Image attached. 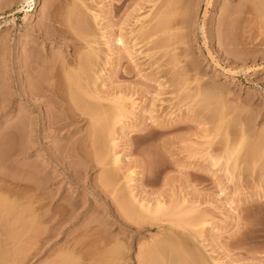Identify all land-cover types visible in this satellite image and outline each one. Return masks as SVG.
<instances>
[{"label":"rangeland","instance_id":"obj_1","mask_svg":"<svg viewBox=\"0 0 264 264\" xmlns=\"http://www.w3.org/2000/svg\"><path fill=\"white\" fill-rule=\"evenodd\" d=\"M169 1L0 0V172L43 168L26 198L0 182V215L21 195L0 216V264H59L72 246L79 264H175L182 251L186 264H264V17L237 15L245 0ZM64 70L92 91L67 88Z\"/></svg>","mask_w":264,"mask_h":264},{"label":"bare ground","instance_id":"obj_2","mask_svg":"<svg viewBox=\"0 0 264 264\" xmlns=\"http://www.w3.org/2000/svg\"><path fill=\"white\" fill-rule=\"evenodd\" d=\"M121 1H122V0H121ZM171 1L174 2V3H176V2L178 3V0H176V2L173 1V0H170L169 3H170ZM241 1H242V0H241ZM262 1H263V2H262ZM172 2H171V4H169V3H168V4H169L170 6H172ZM243 2H244V1H242V4H241V5H244V4L246 5V3H247V5H246L247 7H245V6L243 7V6H241V7H243V11H241L242 9H241V7H240L241 10H240V11L237 10V12H238L237 15L239 14V12H241V14H242V13L244 12V9L246 8L245 11H247L248 13H249V12H252L253 15L256 14L257 17H258V16H262V17H264V9H263L264 7L261 9V7L264 6V5H262V4L264 3V0H260V6H261L260 9H261V10H259V9L257 8L258 6L254 5V2H255V4H258V3H256V0H245L246 3H244V4H243ZM261 2H262V4H261ZM121 3H122V2H120V5H121ZM123 3H124V1H123ZM177 3H176V4H177ZM176 4H173V6H175ZM166 6H167V5H166ZM254 6H256V8H255ZM257 9H258L259 11H262V12H260L259 14H257V13H258V12H257ZM248 13L245 12V16H246ZM250 14H251V13H250ZM164 15H165V14H164ZM164 15H163V17H161V19H160V20H161L160 22L163 23V24H162L163 26L165 25V23H164L163 21L166 20V22H167V18H168L167 16H166L167 18H164V17H165ZM239 16H240V14H239ZM239 16H238V18H239ZM242 16H243V14H242ZM242 16H241V17H242ZM257 17H255V18L257 19ZM163 18H164V19H163ZM239 19H240V18H239ZM241 19H242V18H241ZM244 19H245V18H244ZM259 19H260V17L258 18V20H259ZM261 20H262V18H261ZM117 39H118V41L116 40L117 42H120V41H121V37H120V39H119V38H117ZM91 51L93 52V50H91ZM89 52H90V50H89ZM92 52H90V53H85L87 57L83 55L85 59H83L84 61L81 60L80 62H79V59L82 58V56L80 57V56L78 55V56L80 57V58H79L77 55H75L76 57H78V60H77L78 62H77V63H79L81 66H84V64H85L86 62L92 64V68H91V66H89V65H91V64L88 65V63H86V67H87V68H85L84 72H85V71H88L87 69H90V68H91L92 70H94V68H93V63L95 62V60H94L93 62H91V58H90V56H89V55L92 54ZM88 54H89V55H88ZM93 55H94V52H93ZM95 55H96V54H95ZM92 57H93V56H92ZM93 59H94V58H93ZM74 60H75V59H74ZM72 61H73V60H72ZM85 61H86V62H85ZM66 62L68 63V66H70V63H69L68 61H66ZM66 62L64 61L65 64H64V63H63L62 65L60 64V65H61V68H63L64 65L67 66ZM82 62H83L84 64H83ZM60 63H62V62H60ZM94 65H95V63H94ZM58 66H59V65H58ZM72 66H73V65H72ZM88 66H89V67H88ZM77 67H78V66H77ZM58 68H60V67H58ZM58 68H57V69H58ZM67 68H68V67H67ZM67 68H64V69L67 70ZM79 68H80V67H79ZM82 68H84V67H82ZM61 70H63V69H61ZM61 70H58V71H61ZM66 70H64V71L67 72ZM74 70L78 71L77 69H74ZM79 70H80V69H79ZM82 70H83V69H82ZM56 71H57V70H56ZM56 71H53V73L56 72ZM64 71H62V72L64 73ZM70 71H71V70H70ZM62 72H61V73H62ZM68 72H69V70H68ZM68 72H67L66 74L64 73V75L66 76V81H65V82H66V85H65V84H64V85L67 86V88H72V86H74V84H75L76 87H77V86L80 87L78 91H80L81 88H83V89H82L83 92H85V90H89V91H90L91 86H88V85L85 83V82H86V81H85V79H86L85 77H86V76H84V75H85L84 72L81 71V74H82V76H84V78H83L84 81H83V82H84L88 87H90V88H87V89H86V87H83V86H85V84H83V82H81L83 85L80 86L81 83L79 82V80L81 81V78H82V76H80V75H81L80 72H78L79 74H78L77 72H76L77 74H74V71H72V73L70 72V74H72V75H71L70 78L67 79L68 75H70ZM89 72H90L91 74H90ZM61 73H60V74H61ZM86 73H89V74H87V78H89L88 75L91 76L92 73H93V71H90V70H89V71L86 72ZM55 74H57V73H55ZM67 74H68V75H67ZM57 75H58V74H57ZM57 75H54V77H55V76H56V77L61 76V75H58V76H57ZM49 76H50V75H49ZM52 76H53V75H52ZM52 76H51V77H52ZM49 78H50V77H49ZM49 78L47 79V80H48V81H47L48 84H46L47 82L45 83V86H46V85H49V86H47L48 89H46V91H48V90L51 91V95H50L49 97H53V99L55 98L54 103H56V101H57V102H60V101H58V100L56 99L57 97H60V96L58 95L59 92H58V93H55V92L58 91V88H57V90H56V88H55V92H53L54 87H58V86L60 85V83H59V85H58L57 78H53V77H52L53 81H52V83L49 84V82H51V78H50V79H49ZM59 78H60V77H59ZM59 78H58V79H59ZM54 79H55V81H54ZM95 79H96V78H92L93 81H94ZM49 80H50V81H49ZM86 80H87V79H86ZM58 81H59V80H58ZM61 81H62V77H61ZM61 81H59V82H61ZM54 82H55L58 86H57V85H54V84H55ZM53 83H54V84H53ZM87 83H88V82H87ZM78 84H79V85H78ZM47 87H46V88H47ZM60 87H61V86H60ZM61 88H62V87H61ZM61 88H60V89H61ZM65 88H66V87H65ZM67 88H66V89H67ZM60 89H59V90H60ZM84 89H85V90H84ZM67 90H69V92H71V94H72V91H73V92L75 91V89H73L72 91H71V89H67ZM94 90H96V89L94 88ZM76 91H77V90H76ZM76 91H75V92H76ZM91 91H92V89H91ZM48 93H49V92H48ZM85 93H86V92H85ZM48 95H49V94H48ZM72 96H74V95H72ZM72 96H71V97H72ZM118 102H119V101H118ZM117 105H118V106H117ZM117 105H116V109H115V110H116V112H115V116L117 117V118L115 117V119H114V120H115V121H114L115 124L118 123V122H120V121L122 120V118H123V114H122V113L124 112L123 109H125V108L123 107V105H122V106H120L121 104H120V105L117 104ZM122 111H123V112H122ZM112 122H113V121H112ZM112 122H111V123H112ZM114 122H113V123H114ZM112 126H113V125H110L109 128H112ZM109 128H108V130H109V133H110V132L112 131V129H111V131H110ZM110 135H111V134H110ZM109 140H111V139L109 138ZM112 141H113V140H111L110 142H112ZM245 142H247V140H246V141H243V143H245ZM102 143L104 144V140L102 141ZM113 144H114V143H113ZM113 144H112V145H113ZM250 144H251V143H250ZM250 144H249L248 146H250ZM253 145H254V144H253ZM113 146H114V145H113ZM113 146H112V148H114ZM250 147H251V146H250ZM253 147L255 148V146H252V148H253ZM255 149H256V148H255ZM255 149H253V150H255ZM113 150H114V149H113ZM249 150H251V148H250ZM253 150H252V153H255L256 151L254 152ZM249 152H250V151H249ZM113 155H114V154H113ZM113 155H112V157H113ZM254 155H257V153L254 154ZM106 156H107V155H106ZM114 157H115V158H114ZM114 157H113V158H114L115 160H113V158H112V160L114 161L113 163L117 164L116 162L119 161V159L117 158L118 156H114ZM214 160H215V159H214ZM11 161H12V160H11ZM14 161H15V160H14ZM14 161H12V164H13V165H14V163H13ZM101 161H104V158H103ZM216 161L218 162L217 159L215 160V163H216ZM99 163H103V162H100V160H99ZM23 166H24V164H23L22 166H19V167H20V170L22 169L24 173L28 174V176L34 172V169L31 170L32 168H30L31 171L28 170V169H29V168H28L29 164H28V165H25L27 168H26L25 166H24L25 168H23ZM8 167H10V165H9ZM8 167H6L5 169L7 170ZM12 168H13V167H12ZM12 170H13V169H12ZM12 170H10V172H11ZM37 170H38V171H37ZM37 170H35V171H36V172L34 173L35 176H36V173H37V172L40 171L39 173H41V170H43V168L40 169V170H39V169H37ZM4 171H5V170H4ZM13 172H14V171H13ZM23 172H22L21 174H24ZM0 173H1L0 176L5 175V173H7V175L9 174L8 171H7V172L5 171L4 173L1 171ZM29 173H30V174H29ZM39 173H37V174H39ZM26 174L23 175V178H20V179H22V180H16V178L14 179V178L12 177L13 173H10V174H9V175H10L9 179H1L0 182H1L2 180H4V182H5V180H6V183H5V184H7L8 182L11 183L9 187H6V189H10L11 186H12V188H13L14 185H12V184H14L15 182H16V183L19 182L18 184H20L21 186L24 187V188H23V194H25V198H26L27 195H26V192L24 193V190H25V189H26V190L28 189L29 191L33 190V189H31L30 186L33 184V183H32L33 180H36V178H35V176H33V174H32L31 176H29L30 179L33 178V180H29V178L27 177ZM25 176H26V178H24ZM32 176H33V177H32ZM39 176H40V175H39ZM15 177H16V175H15ZM18 177H20V176H18ZM18 177H17V179H19ZM21 177H22V176H21ZM37 177H38V176H37ZM1 178H5V177L2 176ZM34 178H35V179H34ZM127 179H128V178H127ZM128 180L130 181L131 178H129ZM126 183H128V182H126ZM5 184H4V185H5ZM36 184H37V183H36ZM4 185H3V186H4ZM3 186L1 187L2 189H4ZM15 186H16V185H15ZM21 186H20V187H21ZM33 186H34V185H33ZM2 189L0 190V193H3V192H1ZM10 190H11V189H10ZM28 190H27V192L29 193ZM11 191H12V190H11ZM6 192H7V191H6ZM4 193H5V192H4ZM12 193H13V192H11L10 195H9V193H8L9 197H6V198H5V199L8 198L9 200H7V201L4 200V201H6V202H1V204L4 205V206H3V209H2L3 212H1V213H3V214L0 215V216H6L7 214H9L10 211L12 210L14 204H16V203L19 202V201H18V202H16V201L18 200L20 194H18V196H17L18 198L16 199V198L14 197L15 195H13ZM16 193H17V192H16ZM8 195H7V196H8ZM16 195H17V194H16ZM20 197H21V195H20ZM27 197H28V196H27ZM22 198H23V195H22ZM15 199H16V200H15ZM8 201H9V203H7ZM15 202H16V203H15ZM3 203H5V204H3ZM161 204H162V205H161ZM140 205H141V208H142L141 210H143V213L145 212V215H146V212H147V213H151V214H154V213H155V214H156V213H160L161 211H163L162 207L164 206L163 203H160V202H159V203L156 204V205H157V206H156V209L153 210L154 207H152V208H153V209H152L150 206L147 207L146 205H144V204H142V203H141ZM140 205H139V206H140ZM1 207H2V206H1ZM46 216H48V215H46ZM48 218H49V216H48ZM184 220H185V219H182L181 221L183 222ZM186 221H187V220H186ZM179 222H180V221H179ZM179 222H177V223H179ZM184 222H185V221H184ZM184 224H185V223H182V225H184ZM188 224L190 225V223H188V221H187L185 225H188ZM176 225H177V224H176ZM182 225H181V228H182ZM185 225H184V226H185ZM177 226H178V225H177ZM178 227H180V226H178ZM183 228H184V227H183ZM89 236H90V235H89ZM85 237H86V236H85ZM91 237H93V238H92L90 241H92L93 243H96L94 240H96L97 236H91ZM94 237H95V238H94ZM98 237H99V236H98ZM100 238L102 239L103 237L100 236ZM104 238H106V237L104 236ZM85 239H86V238H85ZM101 239H100V240L98 239V240H99L98 243H101V244H102V242H103L104 240L107 241V239H104V240L102 239V241H101ZM108 239H109V238H108ZM47 240H48V239H47ZM82 240H83V239H82ZM87 240H89V238H87ZM109 240L112 241V239H109ZM168 240H169V239H168ZM168 240H167V241H168ZM172 240H173V239L170 240L171 244H172V243L175 244L176 242H174V240H173V241H172ZM79 241H80V240H79ZM100 241H101V242H100ZM106 241H105V242H106ZM77 242H78V241H77ZM81 242H82V241H80V244H81ZM107 242H108V241H107ZM109 242H110V241H109ZM115 242H116V241H115ZM117 242H119V241H117ZM75 243H76V242H75ZM84 243H85V244L83 245V242H82L81 246L83 245V247H84V246H86V243H89V242L84 241ZM103 243H104V242H103ZM96 244H97V243H96ZM96 244H94L95 247H93L94 245H93V246H92L91 244H90V245L92 246V248H94V250L96 249V252H99V251H100L99 248H101L102 246H101V247L99 246V248H97L99 244H97V247H96ZM107 244H108V243H107ZM176 244H177V243H176ZM180 244H181V243H180ZM180 244H179V245H180ZM182 244H183V242H182ZM182 244L180 245L181 248H182ZM77 245H78V244H77ZM77 245H74V246H77ZM87 245H88V248H87V249H88V250H92V249L89 247L90 245H89V244H87ZM104 245L106 246V243H105ZM177 245H178V244H177ZM177 245H176V246H177ZM183 245H184V244H183ZM70 246H71V245H70ZM81 246H80L79 248H83V247H81ZM119 246H120V248H119V249H118V248H115V250L118 249V250L121 251V248L123 249V247H124V246L121 247V246H122L121 244H120ZM176 246H174V248H173V246H172L171 248L175 249ZM180 246L177 247L180 251L185 250V249H180ZM77 247H78V246H77ZM77 247H73V246H72V247H70V248H74V250H75V248H77ZM86 247H87V246H86ZM117 247H118V246H117ZM67 248H69V246H68ZM70 248H69V250H68V249H67V250H66V249H63V250H66V253H67V252L70 251ZM84 248H85V247H84ZM89 248H90V249H89ZM183 248H184V247H183ZM98 249H99V251H98ZM103 249H104V248H103ZM103 249H102V250H103ZM111 249H112V248H111ZM111 249H109V255H110ZM157 249H159V248L157 247ZM173 249H171V252H172ZM63 250H62V252H60V253H61L60 255H59V253H58L57 255H59V256L62 255V257H63V255H64L65 258L71 256V254H70L69 256L66 257V255H65L66 253L64 254ZM82 250H83V249H82ZM104 250H105V252L108 251V250L106 251V249H104ZM118 250H116V252H117ZM154 250L157 251L156 249H154ZM83 251H84V252H85V251L87 252V250H85V249H84ZM92 251H93V250H92ZM92 251H89V252H92ZM112 251H113V250H112ZM158 251H159V250H158ZM175 251H176V250H175ZM175 251L173 250V254L175 253ZM70 252H73V250L70 251ZM80 252H82V251H79V252H77V251L75 252V251H74V253H80ZM93 252H95V251H93ZM96 252H95V253H96ZM105 252L103 251V252H100V253H101V254L104 253V258H103V260H104L105 258L108 257L107 260L109 261V258H111L112 255L109 257V256L107 255L108 252H107L106 254H105ZM114 252H115V251H114ZM114 252H111V253H114ZM122 252H123V250H122ZM122 252H121V254H120V252L118 251V252H117V255H118V253H119V254H120L119 256H121V255H122ZM152 252H154V251L152 250ZM177 252H178V250H177ZM185 252L188 253L186 250H185ZM179 253H180V252H179ZM179 253H175V254L179 255V256H177V257H179V258H178V259H179L178 261H177V259H176L177 257H176V258L174 257V260L177 261V263L175 262V264H184L186 261L183 260L184 257L181 256L182 253H184V251H182L181 255H180ZM88 254H89V253H88ZM97 254H98V253H97ZM114 254H115V253H114ZM189 254H190V253H188V255H187V254H186V255L183 254V255L185 256V258H187V257L189 256ZM191 254H192V253H191ZM191 254H190V256H191ZM76 255H79V254H76ZM84 255H86V253H85ZM90 255H92V254H90ZM93 255H94V253H93ZM93 255H92V256H93ZM98 255H99V254H98ZM59 256H57V257H59ZM80 256H83V253H82V255H81V253H80L79 257L77 256L78 259L81 261V258H82V257H80ZM87 256H88V255H87ZM87 256H86V258H87ZM96 256H97V255H96ZM105 256H107V257H105ZM122 256H123V255H122ZM122 256H121V257H122ZM174 256H175V255H174ZM192 256H193V258H194L195 255L193 254ZM192 256H191V260L193 259ZM62 257L59 258V260H60V261H59V264L63 263L64 261H67V263H68V261L71 262V263H72V261H76V260L79 261L78 259H76V260L73 259V258H74L73 254H72V257H73V258L70 257L71 259H73L72 261H70V260H71L70 258H67L68 260H67V259L65 260V258H64V257L62 258ZM77 257H76V258H77ZM83 257H85V256H83ZM88 257H89V256H88ZM90 257H91V256H90ZM94 257H95V255H94ZM97 257H98V258L100 257V259H101V261H102L101 255H99V256H97ZM102 257H103V254H102ZM121 257H120V259H122ZM182 257H183V258H182ZM86 258H85V259H86ZM114 258H115V256L112 257L113 261H115ZM116 258H118V256H117ZM189 258H190V257H189ZM197 258H198V257H197ZM56 259H57V258H56ZM56 259L54 258V260H56ZM61 259H62V260H61ZM96 259H97V258H96ZM187 259H188V258H187ZM194 259H195V261L197 260L196 258H194ZM93 260H95V258H94ZM93 260H92V258H91V261H93ZM105 260H106V259H105ZM107 260H106V261H107ZM116 260H117V259H116ZM188 260H190V259H188ZM198 260H199V259H198ZM198 260H197V262H198ZM77 261H76V262H77ZM85 261H87V260H85ZM85 261H84V264L86 263ZM98 261H100V260H98ZM110 261H111V260H110ZM118 261H119V260H118ZM118 261H115V262H113V263L116 264ZM199 261H200V260H199ZM55 262H56V261H55ZM55 262H53V263H55ZM57 262H58V261H57ZM57 262H56L55 264H58ZM81 262L83 263V259H82ZM88 262H89V259H88ZM95 262H96V261H95ZM104 262H105V261H104ZM120 262H121V260H120L118 263H120ZM178 262H179V263H178ZM183 262H184V263H183ZM192 262H193V261H192ZM51 263H52V262H51ZM53 263H52V264H53ZM73 263H74V262H73ZM77 263L79 264L80 262H77ZM89 263L92 264V262H89ZM89 263H88V264H89ZM102 263H103V261H102ZM195 263H196V262H195ZM201 263H202V262H201ZM201 263L199 262V264H201ZM65 264H66V263H65ZM69 264H70V263H69ZM75 264H76V263H75ZM86 264H87V263H86ZM97 264H98V262H97ZM99 264H101V263L99 262ZM104 264H106V262H105ZM107 264H109V263L107 262ZM111 264H112V263H111ZM185 264H186V263H185ZM187 264H188V263H187ZM193 264H194V262H193Z\"/></svg>","mask_w":264,"mask_h":264}]
</instances>
